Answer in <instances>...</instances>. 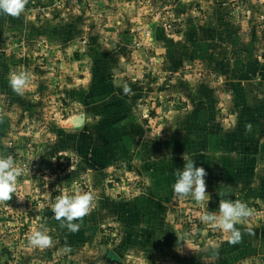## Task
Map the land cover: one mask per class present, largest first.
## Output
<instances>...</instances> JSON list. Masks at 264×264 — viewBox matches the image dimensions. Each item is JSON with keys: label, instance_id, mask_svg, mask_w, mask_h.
<instances>
[{"label": "rangeland", "instance_id": "374dc122", "mask_svg": "<svg viewBox=\"0 0 264 264\" xmlns=\"http://www.w3.org/2000/svg\"><path fill=\"white\" fill-rule=\"evenodd\" d=\"M179 1L206 15L205 0H28L19 16L0 13V153L23 169L16 193L0 201V264H264V208L234 194L238 184L206 174L200 203L172 189L183 155L210 156L198 131H217V141L234 134L206 103L219 87L186 78L202 61L174 40ZM207 1L227 5L236 31L264 28L254 7L264 0ZM21 70L31 80L17 95L8 76ZM73 191L94 194L74 233L52 212L56 195ZM225 198L252 210L236 225L238 243L199 219ZM41 227L50 248L29 243Z\"/></svg>", "mask_w": 264, "mask_h": 264}, {"label": "crops", "instance_id": "0c3cea01", "mask_svg": "<svg viewBox=\"0 0 264 264\" xmlns=\"http://www.w3.org/2000/svg\"><path fill=\"white\" fill-rule=\"evenodd\" d=\"M179 2V5H176V13L183 20V24L177 23L180 28L174 40H185L188 44L187 50L197 54L202 61V67L198 65L193 75L188 74L186 78L197 76V79L205 80L204 86L219 87L218 98H209L206 103H211L212 108H215L211 110V115L215 116L216 112H220L223 117L220 123L229 125V133H234L228 136L220 134V140L217 141L218 135L213 134L217 131L210 134L206 129L198 131L197 133H203L201 144L204 148L212 149L209 158L206 152H197L196 163L205 169L206 174L214 177V184L216 178L221 187L222 182L226 185L238 184L233 188L234 194L247 196L246 200H254V203L260 204L259 209H263L264 28L258 31L254 28L245 32L236 31V25H239L234 16L228 14L230 9L227 5L224 7L205 0L200 8L206 15L201 17L199 10H190V4ZM254 7H258L264 17V5ZM254 7H251V12ZM7 17L6 25L14 22L11 16ZM253 24L258 28L255 21ZM182 57L184 58V54ZM245 59L249 64H245ZM198 82L201 85V82ZM194 87L196 88L195 85ZM189 130L188 133H194L190 128ZM246 183H251L249 189L244 186ZM228 192L232 190L228 189ZM259 232L263 237L259 246L264 248V220L260 222Z\"/></svg>", "mask_w": 264, "mask_h": 264}, {"label": "clouds", "instance_id": "9594fccd", "mask_svg": "<svg viewBox=\"0 0 264 264\" xmlns=\"http://www.w3.org/2000/svg\"><path fill=\"white\" fill-rule=\"evenodd\" d=\"M27 2L28 0H0V13L19 16ZM30 80L31 73L28 70L13 71L9 73L8 85L17 95H24ZM123 91L130 92L127 83H124ZM183 160V167L176 168L173 172L175 177L172 184L173 192L182 198L189 197L198 203L205 202L209 198L204 179L205 169L187 155H183ZM22 171L13 155L0 153V201H9L16 193L17 180ZM93 200L94 194L91 192H60L52 205L54 218L59 221L61 228L74 233L80 228L81 218L89 213ZM251 215L252 210L247 203L225 198L219 201L218 212L205 211L199 219L205 224L229 233V243H238L241 231L236 225ZM28 240L32 246L40 249L54 245L53 237L48 234L46 227L33 231ZM64 250L66 252L71 250L66 241Z\"/></svg>", "mask_w": 264, "mask_h": 264}, {"label": "trees", "instance_id": "16d2710c", "mask_svg": "<svg viewBox=\"0 0 264 264\" xmlns=\"http://www.w3.org/2000/svg\"><path fill=\"white\" fill-rule=\"evenodd\" d=\"M126 233L128 234V232L126 231ZM108 254H110L111 256L115 257V253L113 250H109L108 251Z\"/></svg>", "mask_w": 264, "mask_h": 264}]
</instances>
